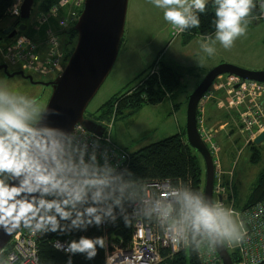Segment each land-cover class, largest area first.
<instances>
[{
  "label": "clouds",
  "instance_id": "1",
  "mask_svg": "<svg viewBox=\"0 0 264 264\" xmlns=\"http://www.w3.org/2000/svg\"><path fill=\"white\" fill-rule=\"evenodd\" d=\"M162 11L163 20L176 33L199 28L209 0H149ZM215 28L203 34L200 49L216 55V45L231 50L247 35L256 17V0H212ZM259 8L264 12V0ZM18 14V9L16 10ZM23 39V38H22ZM59 115L37 96L0 81V230L7 236L22 229L31 235L71 236L90 228L102 229L131 218L155 224L174 247L213 253L238 247L248 239L242 214L202 191L177 181L153 191L117 155L111 137L89 138L79 126H54ZM58 251L74 264L81 255L94 260L107 248L106 235L56 240ZM16 256L0 250V264H15ZM107 257L106 264H110Z\"/></svg>",
  "mask_w": 264,
  "mask_h": 264
},
{
  "label": "rangeland",
  "instance_id": "2",
  "mask_svg": "<svg viewBox=\"0 0 264 264\" xmlns=\"http://www.w3.org/2000/svg\"><path fill=\"white\" fill-rule=\"evenodd\" d=\"M37 6L34 4L30 19L24 23L27 26L25 31H19V26L14 25L15 20L3 22L1 28L5 30L14 27L18 33L44 44L47 26L37 23L38 16L42 15L38 12ZM82 8L74 11L71 6L67 5L61 10L60 17L69 23L65 31H69L72 26L75 27ZM73 11L77 14L75 24L71 19ZM51 23L53 29L58 32V22L54 20ZM65 31H61L60 41L66 54H69L76 45L77 37L64 34ZM201 38L195 35L187 41L183 33L176 34L163 20L162 11L154 8L149 0H129L124 38L117 60L105 83L89 104L85 117L89 118L87 116L89 115L94 121L100 120L103 106L114 96L125 94L136 88L147 77L150 67L159 61V63L174 65L182 71L180 87L173 97H166L160 104H145L133 113L127 109L116 118L106 120L113 125L112 140L119 148L134 153L180 132L186 139L188 98L211 70L221 64L233 65L247 71L264 70V20H252L248 26L247 35L239 38L231 50H224L217 43L216 55L212 57L201 51L199 44ZM10 43L11 40L7 36L5 39L0 36L2 49L6 50ZM47 49L48 47L44 45L41 50L46 52ZM67 62L68 60L64 63V68ZM1 65H6L10 74L23 72L25 75H30L26 69L19 70L2 63ZM63 71L64 69L47 77L34 73L31 76L35 81L49 82ZM0 81L29 95L37 96L46 106L52 94L50 88L45 89L43 86L31 84L20 76L8 77L3 71L0 72ZM263 98L264 96L262 100ZM230 119L232 124H229L224 133H219L217 139H214L219 146L215 159L221 166V184L227 187L231 183L235 209L241 210L256 187L264 169V143L256 145L252 141L247 144L248 136L241 132L239 121L235 122L231 117ZM177 121H180L181 131L177 128ZM255 150L258 151L259 159L252 161ZM195 153L199 156L205 173L204 160L199 153L196 151ZM217 182L218 177H216Z\"/></svg>",
  "mask_w": 264,
  "mask_h": 264
},
{
  "label": "built area",
  "instance_id": "3",
  "mask_svg": "<svg viewBox=\"0 0 264 264\" xmlns=\"http://www.w3.org/2000/svg\"><path fill=\"white\" fill-rule=\"evenodd\" d=\"M24 1L15 0L7 13L10 19H20ZM83 3L84 0H61L49 13H42V15L38 16L37 23L47 26L45 43L40 44L37 40H32L28 36L17 32L15 37L10 39L11 43L6 50L0 47V65L2 63L19 70L26 69L28 74L33 75L34 73L41 77L56 74L64 69V63L68 60V55L66 50L62 48L60 34L61 31H65L69 23L66 19L60 17V13L67 5L71 6L72 9L77 8L79 10L82 8ZM259 3L260 0L258 5ZM17 9L18 14H16ZM54 20L58 22V32L53 29L51 22ZM253 20H264V12L260 10L259 15ZM44 45L48 47L46 52L41 50ZM220 91H223L228 96L230 108L237 112L240 130L248 136V144L264 131V110L261 106L262 97L264 96V84L249 81L243 82L235 77L221 76L213 83L198 106V130L214 159V165L217 170L218 182L214 188V200L221 201L226 206L235 209L234 196L230 188L231 183L225 187L220 181L221 166L219 161L215 159L219 149L218 144L214 142L217 130L206 127L202 118L205 105L213 98L216 92ZM78 126L83 132L88 134L89 138L94 136L86 132L81 125L78 124ZM109 136L110 133H107L104 137L107 138ZM112 147L116 150L117 155L127 157L123 161L125 165L129 161V153L119 148L114 142ZM164 183H153L150 186L155 191ZM239 212L245 220L248 229V239L238 247L230 248L225 246V248L229 253L234 254L237 260L234 264H263L264 198L253 206ZM132 219L134 220L132 242L127 249L114 247L112 250H108L106 259L107 257L111 258L110 264H161L164 251H167L168 257H171L182 250V248L184 249L185 246L183 245L174 247L155 224L146 223L142 219ZM43 237L39 234L33 236L26 229H22L13 235L8 245L3 249L4 254L5 256L14 254L16 256L15 264H40L39 242ZM59 240L66 241L69 239ZM55 243L56 240L53 241L52 246L57 250L54 246ZM198 256L200 264H223L217 251L210 254L206 250H202L198 253Z\"/></svg>",
  "mask_w": 264,
  "mask_h": 264
},
{
  "label": "water",
  "instance_id": "4",
  "mask_svg": "<svg viewBox=\"0 0 264 264\" xmlns=\"http://www.w3.org/2000/svg\"><path fill=\"white\" fill-rule=\"evenodd\" d=\"M34 3L35 0L24 1L20 17L22 21L30 19ZM128 4L129 0H84L81 14L74 27L77 34L76 45L64 71L54 80L35 81L33 76L25 75L23 72L10 74L6 65L0 66V72L3 71L11 78L20 76L31 84L43 86L45 89L50 88L52 94L47 107L59 113L49 117V122L54 126L72 129L79 124L91 133L102 135L104 129L93 120L85 118V113L117 60L124 38ZM25 29L24 24L19 26L20 32ZM16 33L17 30L10 27L2 34L10 40ZM225 75L238 78L243 82L264 84V70L247 71L233 65L221 64L207 74L188 98L186 139L188 145L204 160L203 193L213 200L216 170L213 157L198 130V106L213 83ZM254 143L256 145L264 143V131L254 139ZM13 235L7 236L0 230V250L7 246ZM216 251L223 264H234L233 258L225 247Z\"/></svg>",
  "mask_w": 264,
  "mask_h": 264
},
{
  "label": "trees",
  "instance_id": "5",
  "mask_svg": "<svg viewBox=\"0 0 264 264\" xmlns=\"http://www.w3.org/2000/svg\"><path fill=\"white\" fill-rule=\"evenodd\" d=\"M14 1L15 0H0V36H2L3 39H5L6 36H3L2 34L4 30L1 28V24L7 20H12L7 16V13ZM60 1L61 0H35L34 4L36 6L38 5V12L47 14ZM256 2L257 8L253 11L254 17L258 16L260 13L258 5L259 0H256ZM200 19L201 25L199 28L189 29L183 33L187 38V41L191 40L195 35L202 37L203 34L211 35L214 33L215 28L212 25L214 8L212 1L208 4L207 12L200 15ZM24 23L25 21L20 19L14 21V25L16 24L18 26ZM25 27L27 29L26 25ZM70 29L69 31L66 30L64 34L77 37L74 27L72 26ZM72 51L67 54V59H69ZM181 75L182 71L174 65L159 63V61L155 62L150 67L147 77L136 88L125 94L114 96L103 106V114L98 121L110 120V118L113 117L116 118L127 109H130L131 113H133L145 104L157 105L166 97H173L175 95L174 93L180 87L182 79ZM258 159V151L255 150L252 156V161H257ZM125 165L129 167L136 176L142 178V180L148 185L164 182L175 184L177 181H180L191 186L195 190L204 192V168L201 165L199 156H197L195 150L188 145L187 139H185L182 132L157 143L148 145L134 153H129V161ZM263 198L264 169L248 201L244 207L238 211H243L253 206ZM80 235H106L107 248L105 250H99L97 257L92 261H87L83 256L76 255L73 257L74 264H106V253L108 250H112L114 247L127 249L130 246L134 235V220L131 218L129 226H125L123 221H119L115 226H106L99 230L96 228H90L85 233L75 232L71 236L57 237L54 233L44 236L39 242L40 264H65L67 255L57 251L52 246L53 241L57 239L78 238ZM185 248L171 257H168V252L164 251L162 253V264H200L198 253L193 252L190 248ZM230 255L234 262H237L234 254L230 253Z\"/></svg>",
  "mask_w": 264,
  "mask_h": 264
},
{
  "label": "crops",
  "instance_id": "6",
  "mask_svg": "<svg viewBox=\"0 0 264 264\" xmlns=\"http://www.w3.org/2000/svg\"><path fill=\"white\" fill-rule=\"evenodd\" d=\"M72 10L77 11L78 9L73 8ZM74 11H73V16L71 17V19L73 20L72 23H74L76 20V12ZM261 106L264 110V98L262 100ZM230 117L235 122L236 120H239L237 112L230 108V101L228 96L223 91L216 92L213 98H211L204 107V114L202 118L205 126L210 129L213 128L217 130V134L215 136V138L217 139L218 134L224 133L225 129L229 127V124H232ZM216 126H218V128H216ZM177 128H179V131H181L180 121L179 122L177 121ZM216 177H217V170H216ZM216 177H215V185H216Z\"/></svg>",
  "mask_w": 264,
  "mask_h": 264
},
{
  "label": "bare ground",
  "instance_id": "7",
  "mask_svg": "<svg viewBox=\"0 0 264 264\" xmlns=\"http://www.w3.org/2000/svg\"><path fill=\"white\" fill-rule=\"evenodd\" d=\"M86 118V117H85ZM87 119H90V118H87ZM90 120H92V119H90ZM94 121V120H93ZM94 122H96L98 125H100L103 129H104V132H103V136H105L107 133H110V137H111V131H112V124H109V123H111V122H107L106 120H101V121H94ZM77 126V125H76ZM82 126V125H81ZM83 127V126H82ZM83 129L86 131V132H88V133H90V134H92V135H94V136H98L97 134H94V133H91V132H89L88 130H86L84 127H83ZM111 139H112V137H111ZM113 141V140H112ZM213 161H214V159H213ZM215 170H216V168H215ZM215 177H216V175H215ZM10 242V241H9ZM8 245V244H7Z\"/></svg>",
  "mask_w": 264,
  "mask_h": 264
},
{
  "label": "flooded vegetation",
  "instance_id": "8",
  "mask_svg": "<svg viewBox=\"0 0 264 264\" xmlns=\"http://www.w3.org/2000/svg\"><path fill=\"white\" fill-rule=\"evenodd\" d=\"M89 118H91L89 115H87Z\"/></svg>",
  "mask_w": 264,
  "mask_h": 264
}]
</instances>
